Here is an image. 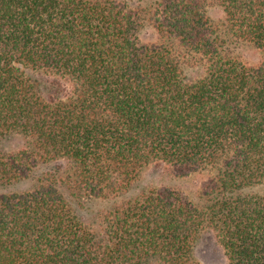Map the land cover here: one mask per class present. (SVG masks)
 Returning <instances> with one entry per match:
<instances>
[{
  "label": "trees",
  "instance_id": "16d2710c",
  "mask_svg": "<svg viewBox=\"0 0 264 264\" xmlns=\"http://www.w3.org/2000/svg\"><path fill=\"white\" fill-rule=\"evenodd\" d=\"M12 137L0 264H201L207 233L227 264H264V0H0ZM150 167L204 184L134 193Z\"/></svg>",
  "mask_w": 264,
  "mask_h": 264
},
{
  "label": "rangeland",
  "instance_id": "374dc122",
  "mask_svg": "<svg viewBox=\"0 0 264 264\" xmlns=\"http://www.w3.org/2000/svg\"><path fill=\"white\" fill-rule=\"evenodd\" d=\"M209 15L214 21H221L223 12L218 7H211ZM144 42L153 43L158 39L157 32L152 26H147L142 32ZM236 53L248 63H256L259 60V54L252 48L240 47L236 49ZM23 147V141L19 137L8 138L0 143L3 150H18ZM204 184L203 176L178 177L171 175L168 170L163 168L150 167L146 169L140 176L137 184L133 187V192L140 191L148 187L156 188H173L184 192L191 198H197L198 191ZM32 183L18 186V190L30 189ZM195 255L201 264H227L224 252L217 244L213 234H205L195 247Z\"/></svg>",
  "mask_w": 264,
  "mask_h": 264
}]
</instances>
